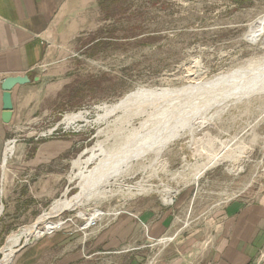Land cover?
<instances>
[{
	"label": "rangeland",
	"instance_id": "1",
	"mask_svg": "<svg viewBox=\"0 0 264 264\" xmlns=\"http://www.w3.org/2000/svg\"><path fill=\"white\" fill-rule=\"evenodd\" d=\"M263 16L264 0H96L87 6L86 28L45 64L48 80L64 83L46 100L47 116L19 124L8 136L19 147L45 132L41 138L70 148L42 162L31 155L37 147L32 144L6 163L10 191L0 219V249L12 230L33 223L57 199L82 191L81 177L69 180L78 172L74 160L92 158L87 174L129 140L146 133L149 139L98 167L82 203L39 226L9 264L24 262L28 250H38L34 261L39 260L50 236L71 243L69 251L90 255L75 264H160L185 254L186 243L206 242L232 204L258 201L264 194V85L239 98L215 99L220 87L147 98L106 120L98 116L105 105L140 89L183 90L264 60L260 41L246 38ZM77 112L85 118H66ZM93 211L100 215L89 223ZM151 216H166L171 228L151 229L145 221ZM54 222L57 228L39 235ZM104 235L119 241L107 243ZM58 245L45 264H59Z\"/></svg>",
	"mask_w": 264,
	"mask_h": 264
},
{
	"label": "crops",
	"instance_id": "2",
	"mask_svg": "<svg viewBox=\"0 0 264 264\" xmlns=\"http://www.w3.org/2000/svg\"><path fill=\"white\" fill-rule=\"evenodd\" d=\"M91 4L95 5L96 0H0V219L6 208L4 199L10 191L6 163L22 155L32 144L37 147L31 155L42 162L58 158L70 148L64 141L41 138V134L33 135L35 132H31L33 136H29L28 140L31 137L34 140L20 143L19 147H14L13 156L4 159L5 144L13 128L19 124L43 121L49 112L46 100L50 94L56 96L64 87L61 78L48 80L45 64L53 58L57 49H62L86 28L82 11ZM24 75L30 81L17 84L12 89L13 109L10 121L6 122L3 116V81L9 76ZM227 211L211 230V235L205 237L208 239L206 242L196 243V246H193L194 242L186 243L183 247L185 254L172 259L168 257L160 264H264V194L253 203L236 202ZM166 218L151 216L145 221L151 229L165 232L172 226ZM132 224L139 226V223ZM57 227L54 222L50 228L41 230L39 235ZM127 236L129 234L121 235V238ZM104 237L110 244L114 240L119 241L111 236ZM53 240L48 237L50 244L47 250H41L39 260L34 261L38 250L35 254L33 250H28L24 254L26 260L21 264H45L53 246L59 243L56 256L59 257V264H75L83 256L90 257L82 255L80 249H66L71 243L62 244L57 237ZM77 241L79 243L80 240Z\"/></svg>",
	"mask_w": 264,
	"mask_h": 264
},
{
	"label": "bare ground",
	"instance_id": "3",
	"mask_svg": "<svg viewBox=\"0 0 264 264\" xmlns=\"http://www.w3.org/2000/svg\"><path fill=\"white\" fill-rule=\"evenodd\" d=\"M246 38L252 42H255V43L260 41L262 46H264V16L257 19L254 23L251 24V26L247 32ZM224 85L225 86L227 85L228 87L226 86V88L224 90H222V89L219 90ZM262 85H264V60H262L258 63L257 62H250V63H248V65L246 67L235 69L231 73H226L225 75H223V76L221 75L220 77L218 76L217 78H215L211 82H208L205 84L202 83V84H199V85L194 86V87L190 86L191 88L187 87V88H184L183 90L179 89V90H172V91H170V90L159 91L157 89H149V90L140 89L136 92L129 94L126 97L121 98L120 100H118L116 102H113L112 104L105 105V108L103 109V112H102L103 114L101 113L98 116V119L99 120H104V119L106 120L108 116H110V115L113 116L114 113L117 114V112H119V111L126 112V110H129V108L131 109L135 103L140 102L141 100H144L147 98H158L159 96L164 97V96L184 95V94H187L190 92H196L197 91L196 89H212L215 87H220L219 89L216 88L218 90V92L214 93V94H217V95H215L216 96L215 99L230 98V95H233V96L235 95L236 98H239V97H242L244 95H246V96L252 95L253 93H255L257 91L258 87H260ZM201 87H203V88H201ZM198 98L200 99V97H198ZM190 100H192V99H190ZM196 101H197V99H196ZM127 113H131V112L127 111ZM123 114H125V113H123ZM119 116H121V115H119ZM66 118L69 120L84 119L85 114L82 112L72 113V114L66 115ZM125 121H126V119H125ZM140 128H138V129H140ZM141 131H143V130H141ZM148 133H150V132H148ZM139 135H141V133ZM145 135H147V133ZM145 135L137 137L136 140L134 139L136 142L133 141V143L131 142V140H129V143L125 147L119 149L120 152H118L112 158H110V159L105 158V157L101 158L99 163L97 164V166L95 168L91 169L89 171V173H87V174H86V168L85 167L91 161L92 158H88V159L83 160L82 157H79L76 160H74L73 161V168L78 169V172L76 170L75 173H71V175L69 176V180L72 181V180H74V178L81 177L79 184H80L82 191H80L77 195L73 196L72 198L61 197L60 199H57L54 202V204L52 205V207L50 206L51 208L48 211H46L44 214H41L33 223L21 226L15 230H12L9 233L8 237L6 238L5 243L3 244V246L0 249V254H1L0 255V264H9L12 261L13 257L15 256L17 248L21 245V242L22 241L28 242L30 240V238L33 236V234L35 233V231L38 229L39 226L46 223L50 218H53V217L59 215L64 210L79 206L82 203V196L85 195L84 192L88 189L90 182H91L93 176L95 175V173L97 171V168L98 167H105V166L111 164L119 155L122 154V152L125 149L136 150L139 147V144L146 143L147 139H149L148 137H143ZM133 146H136V147L131 148ZM13 150H14L13 145H11L7 148L8 152H12ZM216 158H217V156H216ZM221 159H223V158H221ZM213 161H214V159H213ZM216 161H218V160H216ZM203 171H204V169L201 170L200 172L198 171L199 173L197 174V176H199ZM103 184H104V182H103ZM66 193H67V191L65 192V194ZM99 215H100V212L93 211V213L89 214L88 216L94 218V217L99 216ZM44 234H41V235H44Z\"/></svg>",
	"mask_w": 264,
	"mask_h": 264
},
{
	"label": "water",
	"instance_id": "4",
	"mask_svg": "<svg viewBox=\"0 0 264 264\" xmlns=\"http://www.w3.org/2000/svg\"><path fill=\"white\" fill-rule=\"evenodd\" d=\"M30 81L27 75L24 76H9L5 78L2 84L4 90L3 101H4V120L6 122L10 121L11 111L13 109L12 95L11 91L17 84H24ZM26 244V243H25Z\"/></svg>",
	"mask_w": 264,
	"mask_h": 264
},
{
	"label": "built area",
	"instance_id": "5",
	"mask_svg": "<svg viewBox=\"0 0 264 264\" xmlns=\"http://www.w3.org/2000/svg\"><path fill=\"white\" fill-rule=\"evenodd\" d=\"M44 133V134H43ZM41 135H45V132H41ZM15 142H16V140H13V139H8L7 141H6V144H5V151H4V159L5 160H8V158L9 157H12L13 156V153H14V150L12 151V152H8L7 151V148L9 147V146H11V145H13L14 147H15ZM96 223L97 222V219H96V217H94V218H92V217H90V219H89V223Z\"/></svg>",
	"mask_w": 264,
	"mask_h": 264
},
{
	"label": "trees",
	"instance_id": "6",
	"mask_svg": "<svg viewBox=\"0 0 264 264\" xmlns=\"http://www.w3.org/2000/svg\"><path fill=\"white\" fill-rule=\"evenodd\" d=\"M233 1H238V0H233ZM100 5L103 7L105 4L102 2H100ZM106 9V7L104 8V10Z\"/></svg>",
	"mask_w": 264,
	"mask_h": 264
}]
</instances>
